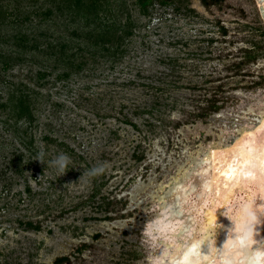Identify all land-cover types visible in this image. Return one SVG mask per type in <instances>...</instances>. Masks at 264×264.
I'll list each match as a JSON object with an SVG mask.
<instances>
[{
    "label": "rangeland",
    "instance_id": "1",
    "mask_svg": "<svg viewBox=\"0 0 264 264\" xmlns=\"http://www.w3.org/2000/svg\"><path fill=\"white\" fill-rule=\"evenodd\" d=\"M135 1L126 0L137 26L122 61L84 52V72L55 80L58 70L49 74L50 64L27 53L1 73L13 84L37 81L43 97L33 128L40 172L33 164L16 174L10 160L24 149L0 115V264H155L174 248L171 185L264 114V23L255 0H153L148 18ZM40 21L32 15L21 32L70 37L72 26L66 33L57 18ZM12 27H0L4 52ZM41 68L49 75L38 81ZM0 91L8 92L1 80Z\"/></svg>",
    "mask_w": 264,
    "mask_h": 264
},
{
    "label": "trees",
    "instance_id": "2",
    "mask_svg": "<svg viewBox=\"0 0 264 264\" xmlns=\"http://www.w3.org/2000/svg\"><path fill=\"white\" fill-rule=\"evenodd\" d=\"M31 1L36 2L34 10H21L15 5L12 12L0 0V27L12 24V29L18 31L10 37L11 48H15H10L11 50L8 49L6 52L0 50V76L2 72L16 67L17 63H24L26 58H22V55L27 53L41 56V60L36 61L37 63L50 64L49 74L58 70L55 80L66 79L71 74L84 72V67L87 65L84 52H87L93 60L94 57L107 58L106 60L111 64L122 61L129 53L128 45L134 36L137 23L132 17L133 13L128 9L126 0H44L38 6L37 0ZM170 1L157 0L155 2L159 6H168ZM201 2L204 5L208 4L206 0H201ZM154 4L153 0H136L133 6L137 7L139 15L148 18ZM20 14L22 17L19 16ZM32 15L40 18V23L47 18H51L52 21L57 18L65 27L66 33L71 31L72 26L70 37L62 40L60 33L54 38L47 35V31L38 33L36 37L30 32H21L22 25L29 22ZM17 25L19 27H16ZM30 35L33 38L32 44H30L32 39L29 38ZM31 72L33 69L30 68L29 73ZM49 74H46V70L42 68L35 70L38 81ZM159 79L157 78V81ZM0 80L8 91L5 97L0 96V115L4 119V124L14 128L17 141L25 151L16 154L15 160H10V165L19 175L23 174L25 167L33 164L35 165L32 166V170L40 172L35 161L39 157L40 150L36 145L33 128L38 125L35 123L38 121L37 113L43 97L37 90V86H42L37 84V81L31 86L27 82L13 84L6 82L4 78ZM8 83L13 86H10L12 89L8 88ZM168 84L167 86H171L170 83ZM156 91L162 92L163 88L157 87ZM213 106L216 112L218 107L211 105ZM125 123L129 124L128 120ZM43 139L54 142L48 136ZM58 145L63 146V143H58ZM26 190L29 191V188ZM28 225L32 227L30 223Z\"/></svg>",
    "mask_w": 264,
    "mask_h": 264
},
{
    "label": "bare ground",
    "instance_id": "3",
    "mask_svg": "<svg viewBox=\"0 0 264 264\" xmlns=\"http://www.w3.org/2000/svg\"><path fill=\"white\" fill-rule=\"evenodd\" d=\"M256 1L263 6L264 0ZM257 121L227 144L210 148L192 171L171 185L166 199L174 248L155 264H262L264 172L255 153L264 142V114ZM249 148L254 155H245ZM212 225L217 230L210 239ZM237 235L252 249L243 262Z\"/></svg>",
    "mask_w": 264,
    "mask_h": 264
},
{
    "label": "snow or ice",
    "instance_id": "4",
    "mask_svg": "<svg viewBox=\"0 0 264 264\" xmlns=\"http://www.w3.org/2000/svg\"><path fill=\"white\" fill-rule=\"evenodd\" d=\"M260 132L264 133V127H262L260 129ZM248 135L250 136L252 134H248ZM261 143H262V147H261V149H259L257 151V153H255V155L259 156V158H260V165H259L260 171L264 172V142H261ZM245 155L252 156V155H254V153H252L251 148H249L248 151L245 153ZM261 200L264 201V196L261 197ZM261 214L264 215V203L261 204ZM236 242L239 244L240 250L245 253V255L241 257V261L243 262L245 259H247L248 255L251 253L252 249H250V247L247 244H245L243 236L237 235V241ZM203 247H204V250L206 251L207 245H204ZM221 247H222V242H221ZM259 259L261 260L262 264H264V253L260 254ZM213 264H214V262H213Z\"/></svg>",
    "mask_w": 264,
    "mask_h": 264
},
{
    "label": "water",
    "instance_id": "5",
    "mask_svg": "<svg viewBox=\"0 0 264 264\" xmlns=\"http://www.w3.org/2000/svg\"><path fill=\"white\" fill-rule=\"evenodd\" d=\"M256 1V0H255ZM257 2V1H256ZM258 7V12L259 15L264 23V2H263V6H257Z\"/></svg>",
    "mask_w": 264,
    "mask_h": 264
},
{
    "label": "clouds",
    "instance_id": "6",
    "mask_svg": "<svg viewBox=\"0 0 264 264\" xmlns=\"http://www.w3.org/2000/svg\"><path fill=\"white\" fill-rule=\"evenodd\" d=\"M67 163V157L61 156L60 157V167H61V171H63V168L65 166V164Z\"/></svg>",
    "mask_w": 264,
    "mask_h": 264
}]
</instances>
